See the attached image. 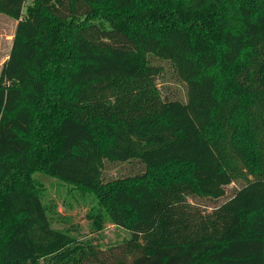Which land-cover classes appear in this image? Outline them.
I'll return each instance as SVG.
<instances>
[{"label": "trees", "instance_id": "obj_1", "mask_svg": "<svg viewBox=\"0 0 264 264\" xmlns=\"http://www.w3.org/2000/svg\"><path fill=\"white\" fill-rule=\"evenodd\" d=\"M136 2L0 0L18 21L0 75V264H264V0H222L193 26L115 11ZM108 162L140 169L105 181ZM174 162L190 174L153 181ZM36 172L93 192L99 228L131 232L120 250L54 226ZM239 179L211 211L189 200Z\"/></svg>", "mask_w": 264, "mask_h": 264}, {"label": "rangeland", "instance_id": "obj_2", "mask_svg": "<svg viewBox=\"0 0 264 264\" xmlns=\"http://www.w3.org/2000/svg\"><path fill=\"white\" fill-rule=\"evenodd\" d=\"M203 1L204 0H137L132 7L123 10L115 9V11L123 14H126L127 12L130 14L133 13L135 16H140L146 14L145 11H149L154 6V8H157L155 10H158L161 16H164L163 14L166 13L171 17H176L179 14L184 17L186 15V17L183 18L184 22L191 20L193 22L192 26L202 25L199 21L202 20L201 18L199 19L200 13L205 17L209 16L210 18L213 16L214 18V16L219 13L217 9L219 4L217 2H222V0H206L207 4ZM228 21L231 24H234L232 19ZM151 23L152 28L162 27L163 25L159 19L152 21ZM17 24V20L0 13V75L5 62L9 58ZM215 42L217 41L215 40ZM244 62L245 61L242 60L240 64ZM219 69L220 66L215 68L214 73L218 77H222V72H220ZM237 70L239 74L241 70ZM229 72V68H227V74H229ZM169 76L170 75H168V77ZM167 86H170L171 91H173L174 94H177L182 98L185 96V88L180 82H171ZM219 94H221V92ZM244 113V109H241L239 113L234 115L233 125L236 131V138H238L242 146L245 147L244 150H246V154H248V156L251 155L252 158L255 154V144L248 129ZM40 119H43V117L38 118L36 122L38 126L39 124L42 126L44 123V121L43 123H40ZM213 131L214 130H211V133ZM253 165L256 167L255 162H253ZM138 169H140V165L137 163L108 162L107 167L104 170V180L107 181L120 176L122 177L133 173V171H137ZM255 169L258 170V168ZM190 171V164L174 162L162 168L153 170L152 179L153 181L158 179H175L178 175H189ZM35 177H37L44 200L50 208L51 216H55L57 212L61 215L53 218L54 226L58 228H72L73 233L79 240H92L97 247L99 246L102 248L107 254L109 252L119 251L121 244L130 237L131 232L128 229L118 227L108 221V219H105L104 228H99L98 222L100 219L95 216L97 211L94 209V207L98 205V200L93 192L87 191V193H82L83 190L77 188L76 185L64 182L46 172H36ZM243 183L244 180L239 179L229 184L226 188L225 196L221 198H212L207 195L197 194L195 197H189V200L200 208L211 211L216 206L228 200L235 193L236 189L243 185ZM91 214H93V216ZM110 247H113L114 250L110 251Z\"/></svg>", "mask_w": 264, "mask_h": 264}]
</instances>
